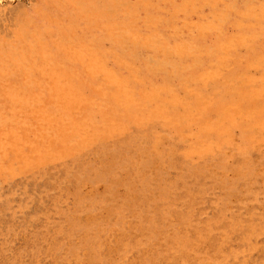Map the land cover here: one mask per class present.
Here are the masks:
<instances>
[{"label":"rangeland","instance_id":"374dc122","mask_svg":"<svg viewBox=\"0 0 264 264\" xmlns=\"http://www.w3.org/2000/svg\"><path fill=\"white\" fill-rule=\"evenodd\" d=\"M0 264H264V0H0Z\"/></svg>","mask_w":264,"mask_h":264}]
</instances>
